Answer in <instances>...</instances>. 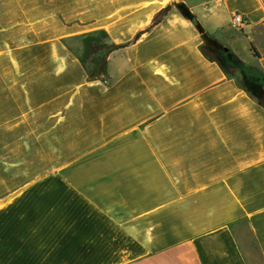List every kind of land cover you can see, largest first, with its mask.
Listing matches in <instances>:
<instances>
[{"label": "crops", "instance_id": "0c3cea01", "mask_svg": "<svg viewBox=\"0 0 264 264\" xmlns=\"http://www.w3.org/2000/svg\"><path fill=\"white\" fill-rule=\"evenodd\" d=\"M100 29L119 47L91 78ZM249 90L264 0H0V264H264Z\"/></svg>", "mask_w": 264, "mask_h": 264}, {"label": "trees", "instance_id": "16d2710c", "mask_svg": "<svg viewBox=\"0 0 264 264\" xmlns=\"http://www.w3.org/2000/svg\"><path fill=\"white\" fill-rule=\"evenodd\" d=\"M183 12L187 11L186 7L180 5ZM167 9V8H166ZM166 9L160 11L156 20L162 16ZM82 40V52L79 54L82 66L88 72L91 78L105 76L107 74L108 57L109 54L119 46L113 43L108 32L104 29L91 31L80 36ZM253 50L254 47H253ZM204 52L210 55V52L204 48ZM255 54H258L254 51ZM224 69L229 72L227 67L221 62ZM259 102L264 103V99L257 95V93L249 90Z\"/></svg>", "mask_w": 264, "mask_h": 264}, {"label": "rangeland", "instance_id": "374dc122", "mask_svg": "<svg viewBox=\"0 0 264 264\" xmlns=\"http://www.w3.org/2000/svg\"><path fill=\"white\" fill-rule=\"evenodd\" d=\"M241 55L244 57V58H247L248 57V51L245 49V47L244 46H242L241 47ZM223 53V51H220V54L219 55H221L222 56V59H224V55L222 54ZM224 61H225V59H224ZM226 62V61H225ZM225 62H224V64H225ZM228 63V62H227ZM227 67V66H226ZM228 69H230L231 71H238V70H244V69H246V68H242V67H238L237 69L236 68H231L230 66H228L227 67Z\"/></svg>", "mask_w": 264, "mask_h": 264}, {"label": "built area", "instance_id": "2783aa9c", "mask_svg": "<svg viewBox=\"0 0 264 264\" xmlns=\"http://www.w3.org/2000/svg\"><path fill=\"white\" fill-rule=\"evenodd\" d=\"M233 23L235 24V26L239 27L244 23L243 17L241 14L236 13L233 16Z\"/></svg>", "mask_w": 264, "mask_h": 264}, {"label": "water", "instance_id": "95a60500", "mask_svg": "<svg viewBox=\"0 0 264 264\" xmlns=\"http://www.w3.org/2000/svg\"><path fill=\"white\" fill-rule=\"evenodd\" d=\"M207 41H211V39L207 38Z\"/></svg>", "mask_w": 264, "mask_h": 264}]
</instances>
